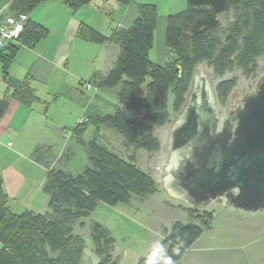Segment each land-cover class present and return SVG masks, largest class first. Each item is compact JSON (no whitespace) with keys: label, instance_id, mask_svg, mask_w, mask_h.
<instances>
[{"label":"trees","instance_id":"16d2710c","mask_svg":"<svg viewBox=\"0 0 264 264\" xmlns=\"http://www.w3.org/2000/svg\"><path fill=\"white\" fill-rule=\"evenodd\" d=\"M45 1L48 0H1L0 5L9 2L8 14L28 16ZM114 1L126 5L131 0ZM90 2L65 0L64 4L75 12ZM227 13H231V20L223 27L218 16ZM156 27L157 7L153 4L138 5L131 26L113 30L109 36L80 26L79 38L98 45L113 42L118 46L111 68L88 82L100 89L115 90L117 104L112 112L90 116L71 130L70 138L85 151L89 163L80 173L73 175L56 166L64 153L56 157L51 147L44 145L33 150L32 159L46 168L42 186L48 196L46 212H13L0 176V264H79L85 242L74 233V226L83 227L82 218L88 217L99 203L130 205L133 200L142 202L160 190L152 174L137 166L134 156L124 159L98 141L100 128L119 133L126 150L155 153L161 142L153 130L168 123L172 112H180L199 64L206 63L213 78L219 79L215 98L224 105L236 84L234 77L225 75L237 69L248 76L256 70L258 58L264 56V0H186L184 10L167 18L164 65L150 58ZM47 35L45 27L28 19L16 43L0 53L3 78L6 79L20 46L32 48ZM140 88H144L142 94L138 93ZM11 98L25 105L37 99L24 79L9 96L0 98V118ZM126 110L134 111L136 116L127 117ZM91 127L94 135L85 140L83 136ZM187 211L197 222L171 223L164 228L162 241L136 264H147L153 251L161 246H167L165 256L173 264L179 263L202 232L211 228L213 220L209 211ZM90 237L98 258L96 264L118 263L115 239L107 227L91 222ZM159 264H167L166 259Z\"/></svg>","mask_w":264,"mask_h":264},{"label":"crops","instance_id":"0c3cea01","mask_svg":"<svg viewBox=\"0 0 264 264\" xmlns=\"http://www.w3.org/2000/svg\"><path fill=\"white\" fill-rule=\"evenodd\" d=\"M64 1L41 2L29 13L28 19L45 27L48 35L32 48L17 49L6 79L0 63V98L9 96L24 79L37 97L28 105L11 98L0 118V176L10 208L11 204L18 207L17 211L11 208L15 213L48 210V196L42 190L46 168L32 159L35 147L44 145L53 150L60 131L68 133L86 118L107 114L103 111L115 106L108 99L115 91L100 89L93 83L88 89L83 85L111 68L118 46L113 42L98 45L79 38L80 26L109 36L113 30L131 26L138 5L153 4L157 7V27L150 58L164 65L167 18L186 7V0H131L126 5L114 0H91L72 12ZM51 107L55 109L49 120ZM70 140H63L64 148ZM83 255L79 264H83ZM97 260L92 257L91 264Z\"/></svg>","mask_w":264,"mask_h":264},{"label":"rangeland","instance_id":"374dc122","mask_svg":"<svg viewBox=\"0 0 264 264\" xmlns=\"http://www.w3.org/2000/svg\"><path fill=\"white\" fill-rule=\"evenodd\" d=\"M231 16V13L221 14L218 16V20L224 27L231 20ZM198 71L204 72L215 95V85L219 79L213 78L212 71L206 63L199 64L195 73ZM261 76L264 77V56L258 58L256 70L248 76L237 69L226 74L225 78L234 77L236 84L224 105H220L216 100V107L221 115L228 114L233 110L235 101L239 102L246 94L253 93ZM143 91L144 88H140L138 93L142 94ZM108 99L113 102V105L117 104L115 94L110 95ZM168 99L170 105L171 93H169ZM49 103L50 101H48ZM54 109L52 107L49 109L47 114L49 120L54 114ZM113 109L103 112L110 113ZM126 115L131 118L136 116V113L126 110ZM176 116L177 113L172 112L168 123L153 130V133L160 139L161 147L159 151L152 154L143 149L126 150L123 138L119 133L108 127L100 128L97 135L98 141L124 159H128L129 155L134 156L137 166L152 174L160 190L142 202L133 200L130 205L109 206L99 203L88 217L82 218L84 226L79 227L76 224L74 233L82 236L85 242L83 264H91L92 257L97 258L92 250L90 237V224L93 221L101 223L110 230L115 239L114 255L119 257L117 264H136L140 257L153 249L157 242L162 241L164 228H169L171 223L176 221L181 223L197 222L188 216L187 209L190 207L186 203L170 197L160 186L162 166L170 155L167 149L169 129ZM71 132L68 134L71 135ZM62 133L67 132L60 131L58 142L53 147L58 157L64 153L60 158L59 165L56 166L76 175L88 166L87 156L85 151L70 138V135L67 139L72 140L64 148L63 140L67 139L62 137ZM93 135L94 129L91 127L85 132L83 138L90 140ZM11 208L15 211L18 210L16 205L11 204ZM194 210L196 211V209ZM197 210H205L213 214L211 228L202 232L201 236L183 254L178 264H264V211L244 214L242 211L236 212L230 207H225L218 201L212 202L206 209ZM195 211L194 213H196ZM166 247L161 246L158 249L162 256ZM163 260L160 259V262Z\"/></svg>","mask_w":264,"mask_h":264},{"label":"water","instance_id":"95a60500","mask_svg":"<svg viewBox=\"0 0 264 264\" xmlns=\"http://www.w3.org/2000/svg\"><path fill=\"white\" fill-rule=\"evenodd\" d=\"M160 186L193 209L218 201L244 214L264 211V77L221 115L209 80L194 73L169 129Z\"/></svg>","mask_w":264,"mask_h":264},{"label":"built area","instance_id":"2783aa9c","mask_svg":"<svg viewBox=\"0 0 264 264\" xmlns=\"http://www.w3.org/2000/svg\"><path fill=\"white\" fill-rule=\"evenodd\" d=\"M8 6L9 2L0 5V53L5 51L10 45L16 43L28 22V16L26 15L8 14ZM83 86L87 89L91 87L89 83ZM69 135L68 133H62L64 139H67ZM165 163H163L162 168Z\"/></svg>","mask_w":264,"mask_h":264},{"label":"clouds","instance_id":"9594fccd","mask_svg":"<svg viewBox=\"0 0 264 264\" xmlns=\"http://www.w3.org/2000/svg\"><path fill=\"white\" fill-rule=\"evenodd\" d=\"M165 252H164V254L162 256L159 251L154 250L153 251L154 255L152 254L150 256V258L147 261V264H159L160 259H166L167 264H173V261L171 260V258L165 256Z\"/></svg>","mask_w":264,"mask_h":264}]
</instances>
